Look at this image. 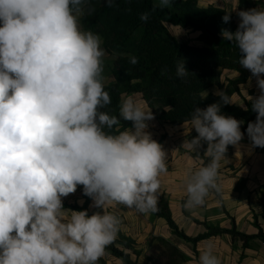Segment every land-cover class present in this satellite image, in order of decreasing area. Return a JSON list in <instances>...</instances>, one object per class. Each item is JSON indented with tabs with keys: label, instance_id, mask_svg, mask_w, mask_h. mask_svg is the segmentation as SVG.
Segmentation results:
<instances>
[{
	"label": "clouds",
	"instance_id": "9594fccd",
	"mask_svg": "<svg viewBox=\"0 0 264 264\" xmlns=\"http://www.w3.org/2000/svg\"><path fill=\"white\" fill-rule=\"evenodd\" d=\"M84 2L0 0V264H98L121 225L109 208L157 211L168 155L148 131L154 114L131 95L122 98L119 116L104 110L111 104L103 82L106 52L100 35L81 27ZM170 4L159 0L154 9ZM238 8L225 11L223 22ZM237 15V30L221 35L235 43L240 67L256 78L260 94H247L256 119L246 131L252 147L264 148V8ZM140 19L147 22L149 14ZM189 73L177 64V78ZM217 94L219 102L194 108L197 135L182 145L200 154L206 144L208 157L186 179L187 208L220 191V162L244 137V121L221 111L230 97ZM121 120L132 126L120 130ZM78 186L102 211L65 208L63 198ZM198 264H221L211 243Z\"/></svg>",
	"mask_w": 264,
	"mask_h": 264
},
{
	"label": "trees",
	"instance_id": "16d2710c",
	"mask_svg": "<svg viewBox=\"0 0 264 264\" xmlns=\"http://www.w3.org/2000/svg\"><path fill=\"white\" fill-rule=\"evenodd\" d=\"M247 2L255 3L264 8V0H240V9ZM155 0H115V6L108 7L105 0H85L80 24L83 30L92 31L102 38V47L107 55L113 56L109 68L112 80L105 85V90L111 96V104L104 110L112 115L119 116V105L124 95L141 94L146 106L152 110L154 119L161 123L180 126L190 124L191 113L195 107L206 108L212 103L220 101L218 94L208 93L216 86L218 92L226 93L230 99L233 94L240 95L238 80H227L232 87L231 91L219 82L218 73L223 70H232L247 77L249 71L239 65V53L235 43L224 41L221 30L228 29L235 32L239 24L231 19L224 23L222 17L225 11L209 6L200 8L196 0H171L168 7H155ZM154 9V10H153ZM147 12L149 19L144 22L140 19L142 13ZM197 32V41L201 44H190L179 41L172 35L167 25ZM131 57H136L138 63L133 65ZM184 63L189 75L180 79L176 76V66ZM163 73V74H162ZM193 73V74H192ZM244 106L235 103L222 104L224 114L234 116L244 121L241 131L244 137L247 134V124L254 122L256 113L251 110V103L242 98ZM247 108V111H245ZM131 122L121 120V129L131 127ZM197 133L190 129L186 139L195 137ZM243 137V139H244ZM232 145L228 146V149ZM206 144L199 149L200 154L190 153L189 156L199 160L201 166L208 163V157L203 155ZM91 199L84 196L83 204L64 203L66 209L89 210ZM264 218V197L262 198ZM162 218L169 227L171 234L193 246L212 236L222 234L231 235L232 239L239 238L243 247H247L252 239L264 241V234L259 230L258 235L249 236L236 231L233 225L230 230L222 229L218 225L199 222L206 232L195 237L187 235L174 222L168 204L159 197L157 211L150 212ZM164 249L155 257L141 261L140 251L134 248L133 241L119 234L106 247L105 253L120 260L122 264H182L185 261L183 254L175 247L170 246L164 239H159ZM131 254L135 259H131ZM102 258L98 264H103Z\"/></svg>",
	"mask_w": 264,
	"mask_h": 264
},
{
	"label": "crops",
	"instance_id": "0c3cea01",
	"mask_svg": "<svg viewBox=\"0 0 264 264\" xmlns=\"http://www.w3.org/2000/svg\"><path fill=\"white\" fill-rule=\"evenodd\" d=\"M233 2L234 6L238 5L240 8V0H232ZM208 5H211V3L203 7H208ZM213 7L226 10V7L218 2ZM185 125L189 124L168 126L181 130ZM189 130L186 132V135ZM157 137H159L160 143L168 155V172L161 176V188L158 193V200L160 196H163L177 226H179L180 222L186 225L189 224V221L195 223L193 219L198 220L200 218L199 222L206 221L208 224L218 225L220 228L226 230H230L234 225L236 231L245 235L256 236L260 229L264 234L262 205V198L264 197V148L252 147L247 134L239 142L238 146H231L225 154L226 159L220 162L221 167L218 178L220 191H210L211 201L205 207H202L201 210L194 209L189 211L185 207V204H183L186 197L184 194L186 192V180L184 176H186L185 174L188 176L191 171L201 167V164L198 161L193 162L196 160L189 156L186 149V154H184L181 136L171 138L170 136L163 137V134H157ZM192 164L195 165V169H191ZM91 202L89 204L90 211ZM139 215L146 221L138 224V233L131 236L123 234L127 238L130 237L134 248L138 250L142 249L150 236L149 242L152 244L156 243L159 239H164L167 242L171 240L173 235L162 218L152 213H139ZM147 221L154 223L153 229ZM195 224L196 228L192 227L191 233L187 235L195 237L206 232V229L201 224ZM205 243L213 245L214 252L220 258L221 264H264V241L262 239H252L248 242L247 247L244 248L243 242L239 238L232 239L229 234L212 236L198 242L195 252L193 251V246L188 243L191 245L192 254L179 249L186 258V262L184 261L182 264H198L200 251L206 245ZM214 243L217 245H214ZM105 254L101 257L103 260L105 259ZM112 258L121 263L120 260Z\"/></svg>",
	"mask_w": 264,
	"mask_h": 264
},
{
	"label": "rangeland",
	"instance_id": "374dc122",
	"mask_svg": "<svg viewBox=\"0 0 264 264\" xmlns=\"http://www.w3.org/2000/svg\"><path fill=\"white\" fill-rule=\"evenodd\" d=\"M155 1L157 3H159V0H155ZM217 2L222 3V5H224L226 7V10H224V11H230L235 7L234 2L232 3V0H221V1H217V0H196L197 6L200 8H207V7H203V6H206V4H208V3H211V5H208V7L216 5ZM257 7L262 8L258 5H256L255 3L247 2V4L244 5L243 8H241V9L239 8V10H248V9H253V8H257ZM239 10L238 9L234 10L230 14V19L236 24L240 23V18L237 15V12ZM167 29L172 35H174L181 42H187L190 44H201L199 41H197V36H198L197 32H190L188 30H185V29H182V28H179L176 26L173 27V25H171V24L167 25ZM112 62H113V56L106 54L104 57V71H103V76H104L103 82H104V84H108L112 80V76H111V73L109 70ZM218 80L224 86V88H226L227 91L232 90V87H230V85H228L227 80H238V81H240V83L238 84L240 95L233 94L231 97V101L237 105L244 106L242 98H245L248 101L247 94L252 96V97H256L260 94L259 88H258L257 83H256V78L252 77V74L250 72L248 73L247 77H244L243 75H241L240 73H238L236 71L223 70V71L218 73ZM208 93L217 94L218 93L217 87L214 86V87L210 88L208 91L203 93V95L206 96ZM129 95L133 96L136 100L141 101L146 106V104H145V102L142 99V96L140 94H128V95H124L123 98H125ZM148 125H149L148 131L152 134L153 139H155L159 143H160V139H159V137H157V134L158 135L163 134V137L170 136L171 138H173L175 136H181L182 137L181 140L184 142L186 132L191 128V125H185L181 130L174 129L168 125H164L163 123H161L160 121H157L156 119L148 121ZM177 140H178V138H177ZM182 151L184 152V154H186L185 148H183ZM192 159H194V158H192ZM194 160H196V159H194ZM197 161L200 162L199 160H196L193 162H197ZM183 166L185 167L184 164H183ZM195 168H196L195 165L192 164L191 169H195ZM185 175L186 176H184V179L186 180L188 176H187V174H185ZM184 194L186 195V197L184 198L183 204H185V202L187 200L186 192ZM84 196L85 195H83L82 186H78L77 191L74 194H70L68 197L63 198V203H67V204L77 203V204L81 205L84 202ZM210 199H211V195H208L205 198V201L202 205L197 206L195 208H188L189 211H192L194 209L195 210H197V209L201 210V208L205 207L207 205V203H210V201H211ZM92 204H93V201L91 202V207H90L92 212L100 211V209L92 207ZM108 211L115 212L119 216V218L121 219L120 230H119L117 236L119 234H121V235L129 234V236L136 235L138 233V229H137L138 224L140 222L146 221L145 219L141 218V216L139 215L138 212H136L134 210H129L127 208H124L123 206H117L115 208H109ZM196 219H198V218H196ZM199 219H198V221H199ZM147 223L151 224L152 229L154 228L153 222L147 221ZM178 225H179L178 227L181 230H183L186 234H190L191 228L195 227L196 224L193 223L192 221H189V224H187V225L183 224L181 222ZM129 239H130V237H129ZM150 239H151V236L147 239L146 244L142 249L138 250L135 248L136 250L140 251V253H141V261H144L145 258L155 257L160 251H162L164 249V247L160 243H158V241L156 243L152 244L151 242H149ZM168 244L170 246L177 248L178 250L180 249L186 253L188 252V253L192 254L191 245L184 242L182 239H180L178 237L172 236L171 240L168 242ZM214 245H217V244L214 243ZM104 258L105 259L103 260L104 261L103 264H121L119 261H115V259H113L112 257H110L107 254H105ZM184 258H185V256H184ZM131 259L132 260L135 259V256L133 254H131ZM185 262H186V258H185Z\"/></svg>",
	"mask_w": 264,
	"mask_h": 264
}]
</instances>
